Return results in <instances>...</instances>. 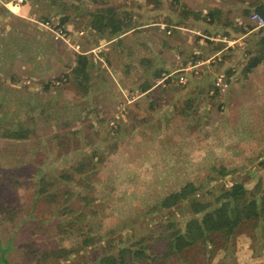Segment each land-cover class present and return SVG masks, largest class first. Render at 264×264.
Returning a JSON list of instances; mask_svg holds the SVG:
<instances>
[{
    "label": "rangeland",
    "instance_id": "374dc122",
    "mask_svg": "<svg viewBox=\"0 0 264 264\" xmlns=\"http://www.w3.org/2000/svg\"><path fill=\"white\" fill-rule=\"evenodd\" d=\"M0 1L2 19L16 17L14 21L23 29H34L37 33L42 27L35 19L58 23L45 10L31 13L24 9L32 0H26L23 5L28 1L27 5H22L15 13L2 5V1L8 0ZM33 2L40 6L42 1ZM182 18L178 15L173 22L167 19L168 23L157 24L162 29L174 24L169 31L182 27V31L191 35L184 26L186 23L180 22ZM42 29L39 31L46 36ZM66 29L71 33L78 31L77 27ZM214 34L217 42L227 40L229 43L230 39L229 46L238 43L220 31ZM2 35L7 39H0V48L9 49V34L2 32ZM13 39L18 41V37ZM189 40L190 44L192 39ZM20 46L23 48L20 47L19 53L24 57L35 51L32 54L40 58L21 72L0 63V84L6 87L0 86V264L6 263L2 257L9 263L23 264L20 258L25 253L23 250L35 240L44 241L41 246L51 252L48 261L54 262L56 258L55 264H96L95 256L107 253L104 246L116 247L133 238H143V243H150L151 237L157 234L166 236L174 230L183 231L187 218L194 216L188 211L187 201L182 199L169 209L160 207L159 201L167 194L178 192L188 182L196 188L190 196L203 203L214 202L221 189L234 182L251 188L258 185L264 191V90L255 92L241 88L249 81L245 65L238 64L236 83L230 77L233 66L223 65L226 59L221 60L222 52L215 55L212 72L220 74L214 77L205 71V77H200L207 89L206 103L201 107L197 102L189 103L186 117L162 119L160 124L148 110L149 99H145L144 108L134 116L126 115L127 108H121V101L129 98L127 91L122 93L123 100L117 95L112 99L106 96L104 105L97 101L91 108L90 100L99 91L95 88L91 95L80 91L84 89L86 75L88 84H93L87 69L80 78L71 72L76 53H71L72 56L53 50L55 56L51 59L52 53L42 52L30 39ZM189 47L185 52L177 50V60L181 59V54L185 56L183 59L192 62L211 55L194 54ZM100 51L99 47L96 64L119 90L122 84H115L110 62L107 63ZM80 52H84L81 45ZM95 52L89 55L94 56ZM65 72L68 73L62 81L60 76ZM69 77L71 80L66 82ZM217 78L222 80L220 88L214 87ZM47 79L54 82L49 83ZM74 80L78 83L72 88L69 84ZM11 84L21 88L9 90V86L13 87ZM34 85L43 86L44 92L32 91ZM124 88L127 87L124 85ZM37 95H40L39 103L47 100V105L29 111L23 103ZM138 95H131L134 97L130 101ZM99 102L102 108L98 107ZM113 105L116 106L113 108ZM106 107L112 109L113 119L119 116L114 126L111 121L108 124L106 111H97ZM123 110L125 116L122 117ZM89 112L97 115V120L90 121ZM246 144L247 149H243ZM39 180L49 183L42 185L46 190L40 193L33 207L32 196ZM3 214L8 217L5 225L2 223L6 219H1ZM233 242L226 256L223 251L211 252L208 245L199 247L206 253L205 261L201 251L189 247L182 264H264V228L239 230L229 245Z\"/></svg>",
    "mask_w": 264,
    "mask_h": 264
},
{
    "label": "crops",
    "instance_id": "0c3cea01",
    "mask_svg": "<svg viewBox=\"0 0 264 264\" xmlns=\"http://www.w3.org/2000/svg\"><path fill=\"white\" fill-rule=\"evenodd\" d=\"M33 1H30L28 5L27 1L23 5V7L27 5L24 9H27L31 13L43 12L45 10L46 13H50L48 16L64 28L75 29L77 27L78 31L72 32L73 34L65 29L76 38V41L81 45L84 52L77 53L69 48L67 49L63 43L53 40L49 33L42 28L47 33L46 36H43V33L39 31L41 29H38L37 33L34 29H23L22 25L14 21V19L17 20L16 17L5 16L2 19V12H0V18L2 19L0 21V39L2 38L1 41L6 40L7 37H4L2 32H8L9 42L7 44L10 49L0 48V63L2 65L5 67L9 66L16 72H21V70L28 69L35 60L40 58V55L32 54L35 51L31 54L27 53L26 57L22 53H19L20 47H22L20 45H26L28 39H30L33 46H38L42 52L52 53L53 55L49 56L51 59L55 56L53 50L57 54H70L72 56L73 54L71 53H76L73 56L74 60L71 72L77 76L76 72L84 73L85 69H87L90 83L93 84L92 86L88 84V77L86 75V81L83 84L84 89H80V91H84L89 95L93 93L95 88L99 91L90 100L91 108L95 107L93 103L97 101H100L104 105L103 100H106V96L107 99H112L117 95L120 100H123L122 93L127 91L126 93L130 95L129 98L121 101V106L127 108L126 115L131 114L134 116V114L144 108L145 99H149L147 104L148 110L160 124L162 119L167 120L173 117L176 119L180 116L186 117L187 112L185 107L189 103L192 105V103L197 102L200 104V107L206 103V97H208L207 89L204 86V81L200 80V77H205V71H209L214 77L220 74L219 72L214 73L212 70L215 57L221 52L223 55L220 57L224 56L221 60L224 61L226 59L223 65L225 67L233 66L230 77L235 81L239 75L240 68H238V64L240 66L246 65L250 57L255 55L261 45L262 50H264V28H262L264 26L257 27L255 21L249 20V15L253 12H257L264 17V0H79L74 2L63 1L64 3H61L59 0H41L40 6L43 10ZM98 10H113V14L121 30L111 32L110 26L100 31L94 29L93 23ZM182 10L186 12H178ZM178 15L183 17L180 22L186 23L184 26L187 31L189 30L191 35L182 31V27L180 30L172 29L169 31L168 28L174 26V24L167 26L166 29L169 32L165 28H160V25L157 24L167 22V19L173 22ZM109 17L110 15L100 17L95 24L97 26L107 25ZM219 31L220 33H224L222 35H227L238 43H235L234 46H229V43H231L230 39L229 43L225 39L226 42L221 41L220 38H223L222 36H220L219 42L223 43L217 42L218 40H214L213 35ZM79 32L80 34H78ZM13 37H18V41L14 40ZM189 39H192L190 43L191 47H189ZM213 41L217 43H213ZM99 47L101 48V55H103L105 60L107 59V63L108 61L110 62V67L114 71L115 84L116 82L117 84L119 82L122 84L119 90L113 85V82H109L108 74L102 72L99 68L100 65L96 64V58L99 59V56L96 54ZM188 47L193 50L194 54L202 52L203 57L211 55L205 60L199 58L192 62L189 59H183L185 56L181 54V59L177 60V50L185 52ZM96 49L97 51L95 52ZM91 52H95L94 56L89 55ZM45 59L47 60V58ZM239 59L245 62L242 63ZM189 65H192L190 69L182 70ZM92 70L93 72L90 73ZM175 70H179V72L160 82L163 74ZM67 73L61 74L60 79L62 81L65 80L63 76ZM178 74L184 75L186 82L179 83L177 79ZM110 75L114 80L113 75ZM246 76L249 81L241 87L243 90L248 91L251 89L255 92L261 90L263 92L264 59L246 73ZM78 77L80 78V76ZM102 77L103 80H100L99 78ZM53 79H47V81L53 83L54 81H51ZM70 80L71 78L69 77L66 82ZM235 82L237 83V81ZM76 83L78 81L74 80L69 85L72 87ZM209 83L210 80L207 82V86ZM63 85L61 84L60 86L64 88ZM124 85L127 87V90L124 88ZM0 86L6 89L3 83ZM12 86L11 88L9 86V90L21 88V86L19 87L16 84ZM31 88L37 94L44 92L43 86L40 87V85H34ZM141 88L143 91H141ZM240 92L244 91L240 90ZM233 93L232 91L231 94ZM134 94L139 95L130 101L134 97H131V95ZM86 97L88 96L86 95ZM229 98L234 99L233 96H228ZM38 100H40V95L32 96V100L25 101L23 104L29 111L37 110L38 106L40 108L43 105H47V100L40 103ZM100 102L98 103V107L101 106L102 108ZM229 102H233V100ZM115 106L113 105V108ZM97 111L99 113H105L106 111V115L103 114V116H106L108 124L113 119L111 115L112 109L110 110L106 107ZM85 114L87 115V111ZM96 116L92 115V112H89L88 118L91 119L90 121L97 120ZM121 116H125L124 110ZM120 121L121 119H119ZM247 145L243 149H247ZM234 146L236 145L234 144Z\"/></svg>",
    "mask_w": 264,
    "mask_h": 264
},
{
    "label": "trees",
    "instance_id": "16d2710c",
    "mask_svg": "<svg viewBox=\"0 0 264 264\" xmlns=\"http://www.w3.org/2000/svg\"><path fill=\"white\" fill-rule=\"evenodd\" d=\"M105 15H110L108 24L97 26L95 23L100 17ZM95 17L94 29L100 31L110 26L111 32L121 30L113 10H98ZM263 59L264 50H262L261 45L255 55L248 60L244 67V72L248 73ZM76 73L77 76L82 74V72ZM48 183L44 180H39V186L32 196L31 204L33 207L36 206L40 193L46 190L42 188V185H48ZM259 187L256 185L251 188L242 182H234L230 186H224L221 189V193L215 197L214 202L203 203L201 200L190 196L191 193L196 192V188L192 183L188 182L178 192L167 194L159 201V206L164 209L172 208L182 199L187 201L189 213L196 217L187 218L183 231L174 230L166 236L157 234L156 237H151L150 243H143V238H133L116 247L114 245L104 246L103 249L107 253L95 256L97 259L96 264H182L186 259L184 254L186 249L194 246L201 251L199 247L205 248L207 245L211 252L223 251L226 256V253L234 244V242L231 245L229 243L232 242L234 235L239 230L255 231L259 227L264 228V191ZM1 219H6L2 223L5 225L8 217L3 214ZM100 237L104 238V236ZM38 242L35 240V242H29L25 246L23 250V253H25L20 257L23 264H31L32 262L55 264L56 258L53 260L54 262L48 261L51 252H46L48 250L41 246L44 241ZM201 253L205 261L206 253L202 251ZM2 260L6 262L5 264L9 263L5 257H2ZM14 262L17 261L9 264H14ZM203 264H207V262H203Z\"/></svg>",
    "mask_w": 264,
    "mask_h": 264
},
{
    "label": "built area",
    "instance_id": "2783aa9c",
    "mask_svg": "<svg viewBox=\"0 0 264 264\" xmlns=\"http://www.w3.org/2000/svg\"><path fill=\"white\" fill-rule=\"evenodd\" d=\"M26 0H8V1H2V5L5 7H8L12 13H15V10H18L22 7ZM1 2V1H0ZM249 20L255 21L257 27H262L264 26V17L258 14L257 12H253L249 15ZM40 27H42L45 31L49 33V35L52 37L53 40L59 41L63 43L66 47L69 49L81 53L80 52V45L76 41V38L73 37L68 33V31L61 26L59 23L54 22L51 19H41V20H34ZM188 66L184 68V70H187ZM179 70H175L172 72H168L166 74L162 75V79L160 82L164 81L171 75H175ZM178 82L179 83H184L186 82V77L182 74H178ZM220 81H222L220 78L216 79V82H214V87L215 88H220L221 86ZM123 108V107H121ZM119 116L115 115V118L111 120V125L114 126V120L117 119Z\"/></svg>",
    "mask_w": 264,
    "mask_h": 264
}]
</instances>
